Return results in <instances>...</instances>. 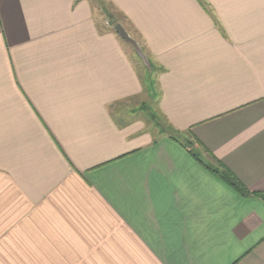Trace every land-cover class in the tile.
Returning a JSON list of instances; mask_svg holds the SVG:
<instances>
[{
  "label": "crops",
  "instance_id": "1",
  "mask_svg": "<svg viewBox=\"0 0 264 264\" xmlns=\"http://www.w3.org/2000/svg\"><path fill=\"white\" fill-rule=\"evenodd\" d=\"M105 2L148 68L96 0H0V264H264V0Z\"/></svg>",
  "mask_w": 264,
  "mask_h": 264
},
{
  "label": "water",
  "instance_id": "2",
  "mask_svg": "<svg viewBox=\"0 0 264 264\" xmlns=\"http://www.w3.org/2000/svg\"><path fill=\"white\" fill-rule=\"evenodd\" d=\"M112 30L117 34V36L122 41L127 43L133 49L137 57L143 62L144 66L148 68L149 62L145 53L142 50V47L133 37L129 35V33L126 31L123 25L121 23H116L113 25Z\"/></svg>",
  "mask_w": 264,
  "mask_h": 264
},
{
  "label": "rangeland",
  "instance_id": "3",
  "mask_svg": "<svg viewBox=\"0 0 264 264\" xmlns=\"http://www.w3.org/2000/svg\"><path fill=\"white\" fill-rule=\"evenodd\" d=\"M96 3L97 4L95 5V7L99 12L98 14L102 15L103 20L106 19L107 17V15L105 14L106 12V13L112 14V17H113L111 18L112 21L115 22V20H119L124 23V19L118 13H115L114 10L111 9V7H109L106 2L104 3V0H96Z\"/></svg>",
  "mask_w": 264,
  "mask_h": 264
},
{
  "label": "trees",
  "instance_id": "4",
  "mask_svg": "<svg viewBox=\"0 0 264 264\" xmlns=\"http://www.w3.org/2000/svg\"><path fill=\"white\" fill-rule=\"evenodd\" d=\"M106 15H107V17H106V19H109L108 17H109V15H108V13H106ZM109 21L111 22L112 20H111V18L109 19ZM115 23H117V22H114V21H112L111 22V24L112 25H114ZM154 122V121H153ZM155 125H160V123L157 121V122H155ZM162 129H163V126H162V124L160 125V130H161V132H162ZM172 138H175L174 136H172ZM194 156H195V154L194 153H192ZM208 169H210L209 167H207ZM214 172H216V173H219L218 171H214ZM220 174H221V176L228 182V183H230L233 187H235V188H238V189H241L240 188V186L238 185V183H237V181L233 178V176L226 170V169H223L221 172H220Z\"/></svg>",
  "mask_w": 264,
  "mask_h": 264
}]
</instances>
